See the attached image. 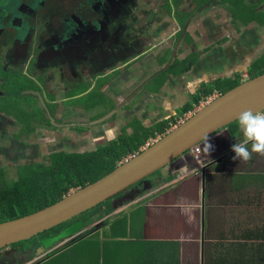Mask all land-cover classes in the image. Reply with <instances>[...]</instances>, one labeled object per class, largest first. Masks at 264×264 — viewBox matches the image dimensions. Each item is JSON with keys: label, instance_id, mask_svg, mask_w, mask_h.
<instances>
[{"label": "flooded vegetation", "instance_id": "flooded-vegetation-1", "mask_svg": "<svg viewBox=\"0 0 264 264\" xmlns=\"http://www.w3.org/2000/svg\"><path fill=\"white\" fill-rule=\"evenodd\" d=\"M237 5L229 0H0V192L23 177L33 185L37 170L77 155L79 162L91 158L97 166L116 169L139 154L164 135L162 128L177 127L196 106H205L206 98L223 95L214 90L220 81L204 86L170 117L168 109L176 105L159 97L196 70L215 74L212 62L229 57L217 45L230 50L233 44L236 57L251 64L248 80L263 75L264 0ZM242 8L254 16L236 23L231 12ZM212 22L224 37L202 48L212 39ZM200 36L203 43L191 46ZM109 129L114 138L106 134ZM178 160L174 165L182 166ZM67 174L43 182L54 191ZM156 174L140 182L141 189L153 185ZM69 186L57 202L83 188ZM132 188L113 205L138 199L140 189ZM86 229L74 235L75 242L91 234ZM40 248L18 243L0 249V264L26 263Z\"/></svg>", "mask_w": 264, "mask_h": 264}, {"label": "crops", "instance_id": "crops-1", "mask_svg": "<svg viewBox=\"0 0 264 264\" xmlns=\"http://www.w3.org/2000/svg\"><path fill=\"white\" fill-rule=\"evenodd\" d=\"M211 24L212 39L202 48L219 44L224 37ZM198 42L203 43L201 36L190 45ZM224 46L216 48L222 47L229 57L212 62L215 74L196 70L170 94L159 96L167 106L176 105L169 107L167 117L190 104L191 95L204 86L234 81L236 76L240 83L248 80L251 64L236 57L233 44L230 50ZM194 77L200 82L189 90L186 84ZM211 96L202 101L217 94ZM239 135L237 123L217 133L199 146V152L179 159L182 166L174 162L160 170L151 178L153 185L138 191V199L125 200L112 214L85 228L91 231L89 236L50 254L30 253L31 260L23 264H264V156L234 160L231 149ZM206 143L212 146L209 152Z\"/></svg>", "mask_w": 264, "mask_h": 264}, {"label": "water", "instance_id": "water-1", "mask_svg": "<svg viewBox=\"0 0 264 264\" xmlns=\"http://www.w3.org/2000/svg\"><path fill=\"white\" fill-rule=\"evenodd\" d=\"M245 110H264V74L247 80L213 99L177 127L167 131L155 143L94 183L75 190L61 201L35 213L0 223V249L29 241L71 219L111 200L132 186L189 156L192 149L216 133L237 123ZM84 224L74 225L60 235L45 239L31 254L52 253V247L64 238L82 236ZM82 231V232H81ZM80 232V233H79Z\"/></svg>", "mask_w": 264, "mask_h": 264}, {"label": "trees", "instance_id": "trees-1", "mask_svg": "<svg viewBox=\"0 0 264 264\" xmlns=\"http://www.w3.org/2000/svg\"><path fill=\"white\" fill-rule=\"evenodd\" d=\"M229 1L235 2L237 4L244 0H229ZM190 65L191 63L188 64V66ZM262 65H263L262 69H264V63ZM176 69H181V68H174L173 71ZM256 71L259 72V69ZM240 84L242 83H240L239 79L228 82L220 81L214 86V90H218L221 92V94H225L228 91L239 86ZM211 93L212 91H210L207 95H210ZM189 108L185 110H188ZM233 125L234 124H232L231 126ZM169 129L170 126H167L166 128H162L161 132L165 134L166 131ZM78 157L80 156L77 155L75 158H70L64 163L55 164L50 168H41L40 170H37V173L35 174L37 180L34 178L33 185L26 184L25 183L26 180H24V178L26 177H23L21 180L14 182L10 186L9 190L1 191L0 192V222L6 220H13L19 217H23L35 213L41 209H44L47 206L56 203L64 195H67L70 190L69 184L78 187H85L90 183L96 182L97 180L101 179L102 177H104L105 175L109 174L114 170V168H109L103 163H99L97 166L96 165L97 160H91V158L88 159V162H79L80 159L82 158H78ZM99 170L105 172L99 173ZM64 171L68 173L65 176L66 178L65 181H63L62 185L58 186L54 191H51L50 188L47 187L43 181H47V179L50 177L60 176ZM36 181L37 183H35ZM118 196L100 204L96 208L89 210L88 212L76 217L75 219H71L70 221L64 224L55 227L49 231H46L45 233L40 234L39 236L34 237L33 239L25 242H30L29 246L34 245L37 247H41V242L44 240V238L49 239L59 235L60 233H62V231L65 230L64 228L61 229L62 227L66 226L67 224L69 225L71 222H75L78 220H80V223L84 224L83 229L89 228L99 220L104 219L106 215H110L116 210L112 200L117 198ZM96 215L100 219L96 220L95 222L93 217ZM94 230H96V228ZM85 237L80 238V240ZM73 243H75V241L70 243L67 247L71 246ZM20 244L25 247L23 242Z\"/></svg>", "mask_w": 264, "mask_h": 264}, {"label": "clouds", "instance_id": "clouds-1", "mask_svg": "<svg viewBox=\"0 0 264 264\" xmlns=\"http://www.w3.org/2000/svg\"><path fill=\"white\" fill-rule=\"evenodd\" d=\"M199 82L200 78L194 77L187 82L186 87L189 90H195ZM237 126L240 135L231 149L235 154L233 159L247 162L252 159L253 154L264 156V110L242 111L237 118ZM106 134L110 138L115 137V132L112 129H109ZM211 148L212 146L206 143L205 150L209 152Z\"/></svg>", "mask_w": 264, "mask_h": 264}, {"label": "rangeland", "instance_id": "rangeland-1", "mask_svg": "<svg viewBox=\"0 0 264 264\" xmlns=\"http://www.w3.org/2000/svg\"><path fill=\"white\" fill-rule=\"evenodd\" d=\"M244 4H245V2H243ZM233 4H235V7H237L238 8V5L235 3V2H233ZM231 14H233L234 15V17L236 18V23L237 22H240V21H248L249 19H251L254 15L253 14H246V12L244 11V8H242V10L241 11H239V10H235V11H233V12H231ZM37 86L35 85V84H31V88H36ZM128 148H133V146L131 145V144H129L128 145ZM126 151H128V149L126 148ZM163 171V170H162ZM162 171L160 172H157V174L159 175V174H161L162 173ZM151 179V178H150ZM149 179V180H150ZM142 185L143 184H137V185H135V186H133V188H132V191H137V190H139V189H141V187H142ZM136 197H138V196H136ZM117 205V204H116ZM115 205V207L117 208V206ZM87 218V217H86ZM93 219L95 220V222H96V220H98V219H100L97 215L96 216H94L93 217ZM101 226V225H100ZM64 227H62L61 229H63ZM74 238V236H72V237H70V238H68V239H65L64 241H62V242H60V243H58V244H56V245H54V247L52 248L53 250H56L57 248H64V247H66V246H68L69 244H70V242L71 241H76V240H74L73 239ZM45 240V239H44ZM24 243V245H25V248H31L33 245H31V246H29V243L30 242H23ZM20 264H23V263H20Z\"/></svg>", "mask_w": 264, "mask_h": 264}, {"label": "built area", "instance_id": "built-area-1", "mask_svg": "<svg viewBox=\"0 0 264 264\" xmlns=\"http://www.w3.org/2000/svg\"><path fill=\"white\" fill-rule=\"evenodd\" d=\"M215 98H217V97H215ZM215 98H213V99H215ZM213 99L208 100L207 103H209V102L212 101ZM199 109H200V108H199ZM197 110H198V109H197ZM197 110H196V111H197ZM196 111H194V112H196ZM199 146H200V145H199ZM199 146H197V147H195L194 149H192V151L199 152V151H200Z\"/></svg>", "mask_w": 264, "mask_h": 264}]
</instances>
